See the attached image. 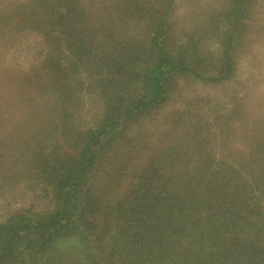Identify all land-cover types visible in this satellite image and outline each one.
<instances>
[{"label":"trees","instance_id":"16d2710c","mask_svg":"<svg viewBox=\"0 0 264 264\" xmlns=\"http://www.w3.org/2000/svg\"><path fill=\"white\" fill-rule=\"evenodd\" d=\"M176 2L0 0V187L45 202L0 220V264H264V105L227 91L264 0L187 28Z\"/></svg>","mask_w":264,"mask_h":264},{"label":"rangeland","instance_id":"374dc122","mask_svg":"<svg viewBox=\"0 0 264 264\" xmlns=\"http://www.w3.org/2000/svg\"><path fill=\"white\" fill-rule=\"evenodd\" d=\"M214 0H177V19L183 20L182 27H192V22L200 20V13L207 10L209 5L213 4ZM182 18V19H181ZM244 53L240 54L238 66L236 70V76L238 81L232 83L231 87L243 91L248 97L257 99L264 105V33L258 35L253 34L249 40V44ZM25 53L21 50L11 51L5 56V59L12 62L24 61ZM3 59V56L1 57ZM181 87L179 91H176L175 96L178 98L180 95H191L197 93H208L210 89L192 80H181ZM239 82V83H238ZM173 98L166 106L160 111L161 117L169 113L174 109V106L179 105L178 98ZM85 107L88 109L86 114L82 111L80 117V123H88V118L92 117L95 106L86 100ZM84 124V125H85ZM2 180V177L0 178ZM26 181L18 179L13 185H20L17 188H12V185H5L0 187V220H2L7 213L13 208L23 207L27 205H33L35 208L41 207L45 202L41 198L42 192L37 187H29Z\"/></svg>","mask_w":264,"mask_h":264}]
</instances>
